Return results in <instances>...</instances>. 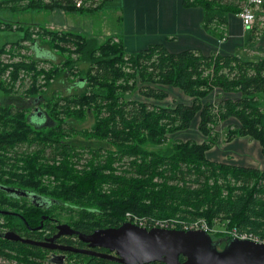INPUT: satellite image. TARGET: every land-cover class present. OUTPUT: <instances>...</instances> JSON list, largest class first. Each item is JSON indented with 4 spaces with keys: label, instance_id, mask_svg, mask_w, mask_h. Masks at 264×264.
<instances>
[{
    "label": "trees",
    "instance_id": "obj_1",
    "mask_svg": "<svg viewBox=\"0 0 264 264\" xmlns=\"http://www.w3.org/2000/svg\"><path fill=\"white\" fill-rule=\"evenodd\" d=\"M1 2L20 10L58 8L78 13L95 12L101 4L76 8L72 0ZM182 3L200 6L202 26L213 33L225 23L226 13L238 12L244 0ZM17 31L14 43L26 40L30 49L40 42L49 51L59 47L70 55L60 61L62 70L52 65L49 72L36 71L33 56L28 64L12 63L9 85L5 88L1 82L0 91L10 92L19 69L34 70L24 91V96H31L34 109L45 100L43 93L37 92L36 73L44 75L46 86L57 76L77 75L80 87L78 92L46 101L43 112L49 122L42 127L23 113L30 112L32 104L19 108L8 101L0 103V168L3 162L18 167L20 173L7 169L8 177L14 175L18 186L75 206L79 220L76 228L82 232L88 224L117 227L125 222L124 213L130 212L146 222L172 220L177 228L201 219L212 228H234L264 240V168L213 161L205 154L216 142L214 127L231 118L235 124L225 128L224 139L247 137L257 142L264 156V54L243 59L193 50L170 53L157 44L125 53L112 37L98 42L73 31L42 27L36 37L21 26ZM77 64L85 67L79 69ZM165 86L177 88L189 102L159 106L131 98L135 92L162 100ZM211 94L214 100L207 101ZM195 116L201 142L168 136L188 128ZM86 117L90 118L88 127L77 129L71 124ZM73 135L88 142L74 144ZM21 145H31V149L20 151ZM77 149L89 154L78 167L81 154ZM42 176L54 184L48 180L43 183ZM208 233L214 240L229 238L222 231ZM77 256L72 262L81 264L84 256ZM0 264L50 263L40 248L0 238ZM96 264L116 263L97 258Z\"/></svg>",
    "mask_w": 264,
    "mask_h": 264
},
{
    "label": "rangeland",
    "instance_id": "obj_2",
    "mask_svg": "<svg viewBox=\"0 0 264 264\" xmlns=\"http://www.w3.org/2000/svg\"><path fill=\"white\" fill-rule=\"evenodd\" d=\"M0 0V71L4 69V71L0 72V83L3 82L5 88L7 84L9 85L10 81V72H11V64L15 62H23L30 63V58L33 56L35 59V70L42 69L44 72H49L50 67L52 65H56L59 69H63L60 65V61H62L65 57L70 55V52L65 49L54 47L53 49L47 50L46 44L38 42L39 46L36 48H28L29 42L22 41L14 43L13 39L16 36H19V32L17 31L18 26H21L27 31L32 32L31 36L36 37V32L39 33L40 29L46 28L50 30H58V31H80L86 37H94L96 41L103 42L105 39L111 37V28L114 23V16L107 12H98L93 11L90 13H76L71 11H65L62 9L54 8L52 10H20L21 7L12 8L10 3H3ZM100 3V2H99ZM91 5L90 7H96L98 4ZM87 6H84L85 8ZM90 14V15H89ZM91 16L92 24L90 20L87 18ZM7 23V26L4 24ZM91 24V28L89 25ZM50 25V26H47ZM76 33V32H75ZM45 39V37H44ZM114 40V39H113ZM63 44H61L62 46ZM66 46V45H64ZM70 49V48H66ZM45 51H49L45 53ZM37 52V53H36ZM52 53V55L50 54ZM72 53V52H71ZM49 55V57H48ZM41 57L42 59L38 58ZM44 56V57H43ZM74 55H71L73 58ZM40 59V60H39ZM50 59V60H48ZM4 65H7L6 68H3ZM78 68H84L85 66L82 64H77ZM34 74V70L31 69H19L17 71V77L13 82V87L10 88V92L0 91V103L8 101L15 107L22 106H30L32 103L30 102L31 96H24V91L28 89L31 84V78ZM36 88L37 92L43 93L45 100H42L38 103L37 109L42 111H46V101L50 100V102L55 101L57 97H61L67 94H72L78 92L80 87L77 85V75L76 76H57L55 79H51L49 84L46 86L44 83L45 78L42 73H36ZM164 90L166 92V97L162 100H153L145 97H141L137 93H133L131 95L132 99L144 101L147 103L159 105V106H168L173 105L174 102H189V98L184 95L180 90L171 86H165ZM233 96V95H232ZM207 101H213V95H209L206 98ZM16 102V103H15ZM60 103H62L60 101ZM35 106L34 104L31 107ZM32 109V108H31ZM23 113L27 114L28 110H24ZM25 114V115H26ZM37 121V120H36ZM197 121L198 118L195 116L188 128L185 130L177 131L175 133L169 134L168 136L172 139L178 140H193L196 142H201L203 136L197 130ZM49 121H43L42 124H47ZM71 124L74 128L79 129L80 127H88L90 125V118H83L80 122L71 121ZM235 124L234 119H228L218 123L214 130L216 131V142L206 151V157L213 161H219L229 164L235 165H243L249 167H258L261 168L264 165V162L261 160L260 148L256 141L250 140L245 137L246 142L243 145H240L236 136L233 137L230 141H226L224 139V130L228 125ZM72 141L74 144L81 145L85 142V138L80 137L79 135H73ZM240 141V140H239ZM243 146V148L241 147ZM21 147V146H20ZM30 146L24 145L22 150H29ZM21 150V149H20ZM80 157L78 158L77 167L84 162L85 159L89 157L87 152H84L81 149H77ZM6 157H3L5 159ZM7 161V160H6ZM20 165V163H18ZM1 168L11 169L17 173H20L19 168L14 169L10 162H3ZM41 179L43 183L48 182L54 184V181L47 176H42ZM48 185V184H46ZM212 230L214 232H221L224 229L220 226H213Z\"/></svg>",
    "mask_w": 264,
    "mask_h": 264
},
{
    "label": "crops",
    "instance_id": "obj_3",
    "mask_svg": "<svg viewBox=\"0 0 264 264\" xmlns=\"http://www.w3.org/2000/svg\"><path fill=\"white\" fill-rule=\"evenodd\" d=\"M97 11L114 16L111 37L120 42L125 53L157 44L170 53L193 50L202 55H234L243 59L264 54V0L257 7L252 6L254 20L250 26L242 24L239 11L227 12L225 23L214 28L213 33L202 26V8L184 6L182 0H103ZM90 17L87 18L92 24ZM236 138L240 145L247 143L245 137ZM260 156L264 162V156ZM263 168L264 165L258 169Z\"/></svg>",
    "mask_w": 264,
    "mask_h": 264
},
{
    "label": "water",
    "instance_id": "obj_4",
    "mask_svg": "<svg viewBox=\"0 0 264 264\" xmlns=\"http://www.w3.org/2000/svg\"><path fill=\"white\" fill-rule=\"evenodd\" d=\"M14 191L12 188H4ZM1 214L7 213L0 210ZM59 232L71 233L67 225L58 226ZM5 239L40 247L49 246L19 237L12 231L1 234ZM89 246L103 247L107 253H97L71 247H57L72 252L94 255L119 264H264V242L229 237L227 240L212 239L201 229L145 228L130 222L117 227L97 229L90 234H78ZM223 244L218 248L219 244ZM181 256L183 259L179 260Z\"/></svg>",
    "mask_w": 264,
    "mask_h": 264
},
{
    "label": "flooded vegetation",
    "instance_id": "obj_5",
    "mask_svg": "<svg viewBox=\"0 0 264 264\" xmlns=\"http://www.w3.org/2000/svg\"><path fill=\"white\" fill-rule=\"evenodd\" d=\"M41 113L42 111H39L37 108L34 109L33 106L31 111L26 115L36 126L42 127L46 125H43L42 122L48 119L44 112L43 114ZM23 146L21 145L19 148L21 149L20 151H23ZM8 175L7 169L0 168V210L7 212L4 214L0 213L1 239L12 241L1 236L6 231H12L21 238L48 243L49 246L47 247L31 246L40 248L45 261L50 264H74L72 261L73 259H78V254L84 256L82 257L83 261L81 264H96L97 258H100L94 255L59 249L57 248L58 246L97 253L108 252L103 247L89 246L78 238V234L87 235L94 230L108 228L109 226L93 227L91 224H88L84 232L78 230L76 227L79 220L74 212L77 209L75 206L55 201L47 194H37L29 190V188L18 186L14 181V175H11V178ZM3 181L9 183H4ZM4 188H12L14 191H9ZM61 224L67 225L72 232L58 234V226ZM217 247L220 248L221 244ZM107 261L114 262L111 260Z\"/></svg>",
    "mask_w": 264,
    "mask_h": 264
},
{
    "label": "built area",
    "instance_id": "obj_6",
    "mask_svg": "<svg viewBox=\"0 0 264 264\" xmlns=\"http://www.w3.org/2000/svg\"><path fill=\"white\" fill-rule=\"evenodd\" d=\"M102 0H72L73 5L76 8H81L84 6H89L96 4V2H101ZM262 3V0H244V4L241 6L238 16L244 26H250L253 23L254 20V14L252 12V6H259ZM124 221L130 222L136 226L139 227H145V228H165V229H173L177 228L174 221H167V220H152L151 222H146L143 218H140L130 212H125L124 215ZM177 229H183V230H189V229H201L206 232H212V227L208 225L204 220H196L191 223L182 224ZM228 237L231 238H237V239H247L252 240L256 242H264V240H258L257 238L253 237L250 234H247L245 232H238L234 228H230L227 230H223Z\"/></svg>",
    "mask_w": 264,
    "mask_h": 264
}]
</instances>
